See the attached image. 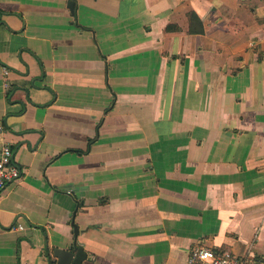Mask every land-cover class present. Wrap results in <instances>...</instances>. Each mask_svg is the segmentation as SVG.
<instances>
[{"label": "crops", "instance_id": "1", "mask_svg": "<svg viewBox=\"0 0 264 264\" xmlns=\"http://www.w3.org/2000/svg\"><path fill=\"white\" fill-rule=\"evenodd\" d=\"M3 144L0 264L264 262V0H0Z\"/></svg>", "mask_w": 264, "mask_h": 264}, {"label": "built area", "instance_id": "2", "mask_svg": "<svg viewBox=\"0 0 264 264\" xmlns=\"http://www.w3.org/2000/svg\"><path fill=\"white\" fill-rule=\"evenodd\" d=\"M6 74L7 69L3 68ZM22 171L13 161V151L9 145L3 144L0 149V194L5 187L21 178ZM22 230L21 225L15 228ZM187 264H264L263 260L236 257L229 251L207 248H196L188 256Z\"/></svg>", "mask_w": 264, "mask_h": 264}, {"label": "water", "instance_id": "3", "mask_svg": "<svg viewBox=\"0 0 264 264\" xmlns=\"http://www.w3.org/2000/svg\"><path fill=\"white\" fill-rule=\"evenodd\" d=\"M72 2H68V8L72 11ZM74 233H77L74 227ZM52 256L56 259V264H81L85 258L82 248L77 246L74 241L73 244L66 250L58 248L53 249Z\"/></svg>", "mask_w": 264, "mask_h": 264}, {"label": "trees", "instance_id": "4", "mask_svg": "<svg viewBox=\"0 0 264 264\" xmlns=\"http://www.w3.org/2000/svg\"><path fill=\"white\" fill-rule=\"evenodd\" d=\"M190 16H191L192 18H196V16H195L194 14H190Z\"/></svg>", "mask_w": 264, "mask_h": 264}]
</instances>
